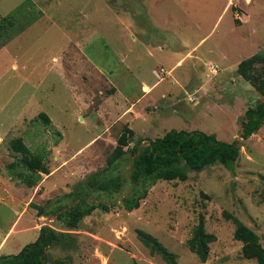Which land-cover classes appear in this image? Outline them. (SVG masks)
I'll list each match as a JSON object with an SVG mask.
<instances>
[{
	"label": "rangeland",
	"instance_id": "374dc122",
	"mask_svg": "<svg viewBox=\"0 0 264 264\" xmlns=\"http://www.w3.org/2000/svg\"><path fill=\"white\" fill-rule=\"evenodd\" d=\"M14 9V25L0 38V48L10 49L0 53V255L32 243L40 226L58 227L33 206L49 213L47 202L69 204L64 196L105 167L127 127L128 147L171 129L197 130L235 140L238 158L232 171L213 165L188 172L184 182L154 183L133 211H92L47 250L49 262L165 264L137 240L141 230L175 264H256L241 258L225 215L264 249V119L239 138L243 113L262 99L235 73L237 63L264 50V0H0V18ZM14 139L42 158L48 174L8 169L20 157L9 148ZM128 168L122 162L115 170ZM18 173L35 185L26 187ZM127 194L124 185L110 198H88L119 202ZM199 215L215 237L203 263L185 245Z\"/></svg>",
	"mask_w": 264,
	"mask_h": 264
},
{
	"label": "trees",
	"instance_id": "16d2710c",
	"mask_svg": "<svg viewBox=\"0 0 264 264\" xmlns=\"http://www.w3.org/2000/svg\"><path fill=\"white\" fill-rule=\"evenodd\" d=\"M16 12L17 10H14L0 18V37L14 25L13 17ZM235 73L262 99V102H258L253 108L247 109L239 122V138L245 140L259 129L264 119V50L237 63ZM37 118L44 125L49 124L44 114H39ZM132 138L133 132L127 127L122 128L115 139L114 148L106 157L105 167L87 176L74 191L64 196L70 198L69 204L62 205L59 199L52 203L47 202L45 206H50L49 213L44 210V206H33L38 217H46L47 214L54 216L58 227L40 226L32 243L26 244L14 255H0V264H69L67 258L49 262L47 250L65 241L70 232L78 231L81 220L92 211L107 213L114 207H121L126 212L133 211L138 208L139 202L145 198L154 183L184 182L188 172H199L213 165H220L232 171L239 154V145L235 140L219 141L213 135L197 130L171 129L141 147L140 139H136L133 145L128 147ZM9 148L20 157L15 163L9 164L8 169L18 166L38 178L40 174H48L42 158L31 154L19 139L11 140ZM122 162L129 164L128 171L123 174L115 170L117 164ZM17 176L26 187L35 185H32L34 181L30 175L18 173ZM124 185L128 187V194L120 197L119 202L111 199L101 202L88 198L89 193H100L110 198ZM225 216L234 226L232 239L241 244V258L264 264V249L258 243L257 236L236 218ZM135 235L149 255L159 256L165 264H175V255L168 252L154 237L141 230H136ZM214 240L212 234L205 232L203 217L199 215L185 245L188 251L203 263L207 259L208 245Z\"/></svg>",
	"mask_w": 264,
	"mask_h": 264
},
{
	"label": "crops",
	"instance_id": "0c3cea01",
	"mask_svg": "<svg viewBox=\"0 0 264 264\" xmlns=\"http://www.w3.org/2000/svg\"><path fill=\"white\" fill-rule=\"evenodd\" d=\"M15 10V9H14ZM13 10V11H14ZM42 17H40V18H38L37 20H40ZM37 20H35V21H37ZM34 21V22H35ZM33 23V22H32ZM32 23H30V25L32 24ZM29 26V25H28ZM1 36H2V34H1ZM1 38V37H0ZM9 51L10 49L9 48H5V45L4 46H2L1 48H0V53L2 52V51ZM8 53V52H7ZM1 55V54H0ZM12 59H15V56H13V57H10V60H12ZM16 67V65H15V61L13 62H11V64H10V66H9V68L12 70V69H14ZM146 86L145 85H142L141 86V89H143V88H145ZM125 111H127L126 109L124 110V112ZM49 120V119H48ZM50 122V121H49ZM49 125V124H48ZM43 175V174H42ZM25 211V209L23 210V211H21V214H22V212H24ZM19 215V214H18ZM16 220V219H15Z\"/></svg>",
	"mask_w": 264,
	"mask_h": 264
},
{
	"label": "bare ground",
	"instance_id": "6f19581e",
	"mask_svg": "<svg viewBox=\"0 0 264 264\" xmlns=\"http://www.w3.org/2000/svg\"><path fill=\"white\" fill-rule=\"evenodd\" d=\"M146 88V87H145Z\"/></svg>",
	"mask_w": 264,
	"mask_h": 264
}]
</instances>
